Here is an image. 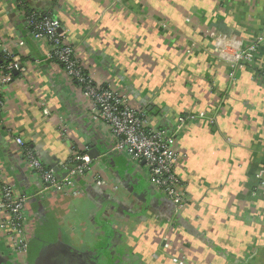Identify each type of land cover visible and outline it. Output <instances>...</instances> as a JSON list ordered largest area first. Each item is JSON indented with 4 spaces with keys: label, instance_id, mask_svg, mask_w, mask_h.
<instances>
[{
    "label": "crops",
    "instance_id": "crops-1",
    "mask_svg": "<svg viewBox=\"0 0 264 264\" xmlns=\"http://www.w3.org/2000/svg\"><path fill=\"white\" fill-rule=\"evenodd\" d=\"M28 1L53 11L96 78L123 90L152 127L172 133L187 113L199 117L177 145L188 199L178 209L144 163L113 149L62 69L28 45L30 80L53 114L45 119L22 83L2 88L3 173L20 194L37 190L14 143L20 136L50 168L69 158L72 142L95 150L92 171L105 182L85 173L78 197H33L30 242L54 239L89 264H264V41L230 77L233 53L264 36V0ZM25 30L14 0H0V40L24 39ZM222 30L231 33L225 54L211 38ZM62 122L71 140L60 135ZM0 264H16L1 239Z\"/></svg>",
    "mask_w": 264,
    "mask_h": 264
},
{
    "label": "built area",
    "instance_id": "built-area-1",
    "mask_svg": "<svg viewBox=\"0 0 264 264\" xmlns=\"http://www.w3.org/2000/svg\"><path fill=\"white\" fill-rule=\"evenodd\" d=\"M25 1L30 8L37 10L26 22L31 28L30 38L43 52V61L62 69L66 80L72 85L73 91L78 93L86 110L96 117L114 142L113 149L135 162L144 163L154 189L166 196L178 209L185 205L188 199L184 183L177 173L181 160L177 145L187 123L199 117L187 113L179 119L172 133L152 127L145 111L135 105L123 90L110 81L96 78L85 58L78 54L76 47L69 41L67 32L53 11L36 9L31 2ZM16 5L18 6V3ZM211 38L218 42L221 53L225 54L226 47H222L221 42H227L229 36L212 32ZM263 41L264 36L257 37L246 47H240L233 53L231 79H235L237 70L253 63ZM27 46L24 39L16 37L13 33L8 36L7 42L0 40V53L10 58L7 65L0 68V96L4 86L15 83H22L28 90L37 92L33 81L30 80L34 68L25 54ZM33 99L44 118H50L53 110L47 104L45 96L36 93ZM2 106L3 99L0 97V108ZM59 132L63 138L71 140L70 129L65 122L61 123ZM13 139L15 146L21 151L20 158L26 170L36 179L37 190L32 196L20 194L0 167V239L11 250L14 259L25 264L34 233V218L29 207L32 198L36 197L42 201L63 194L78 197L81 194L79 179L85 173H90L92 183L100 188L105 187V182L99 173L92 171L93 160L88 147L81 149L72 142L69 158L59 161L57 165L60 168L58 174L52 168H47L33 149L27 148L22 137L14 136Z\"/></svg>",
    "mask_w": 264,
    "mask_h": 264
},
{
    "label": "flooded vegetation",
    "instance_id": "flooded-vegetation-1",
    "mask_svg": "<svg viewBox=\"0 0 264 264\" xmlns=\"http://www.w3.org/2000/svg\"><path fill=\"white\" fill-rule=\"evenodd\" d=\"M33 240L30 242L29 248L32 244ZM48 243V242H44ZM39 258L36 264H86L87 261L80 260L76 254L70 251H62L60 248L49 246V247H41L39 249ZM37 252V253H38ZM14 258V257H13ZM16 264H24L17 260H15ZM25 264L29 263V258H27Z\"/></svg>",
    "mask_w": 264,
    "mask_h": 264
},
{
    "label": "water",
    "instance_id": "water-1",
    "mask_svg": "<svg viewBox=\"0 0 264 264\" xmlns=\"http://www.w3.org/2000/svg\"><path fill=\"white\" fill-rule=\"evenodd\" d=\"M224 35H231V33H228L224 30L221 31ZM96 154V155H95ZM89 155L91 157L92 160H94L95 158H98L99 157V154L95 151V150H91L89 151ZM52 168H54V171L56 173H60V168L57 167V165H52L51 166ZM44 239L41 241L40 239L38 240H35L32 242L30 248H29V251H28V258H29V263L30 264H36L38 258H39V249L41 247H49V246H54V247H57V248H60L62 251H64V249L62 247H60L58 244H55V242H53V240L51 241V239H48V243H44ZM38 252V253H37ZM86 264H89V263H86Z\"/></svg>",
    "mask_w": 264,
    "mask_h": 264
},
{
    "label": "trees",
    "instance_id": "trees-1",
    "mask_svg": "<svg viewBox=\"0 0 264 264\" xmlns=\"http://www.w3.org/2000/svg\"><path fill=\"white\" fill-rule=\"evenodd\" d=\"M14 2L18 3V9L23 13L25 19H27L32 14L37 13V10L30 8L28 6V3L25 0H14ZM30 32H31V28L28 27V25H27V30L23 31L22 36L28 45L33 46L34 42L30 38ZM24 60H25V58H24ZM9 61H10V58H8L4 53H0V68H3L5 65H7V63ZM27 148L31 149L28 145H27ZM46 167L48 168V166H46ZM46 237H48V236H46Z\"/></svg>",
    "mask_w": 264,
    "mask_h": 264
}]
</instances>
